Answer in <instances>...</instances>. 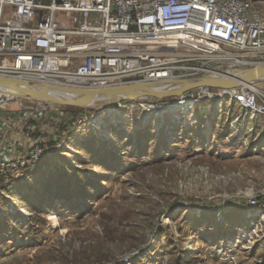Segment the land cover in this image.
Instances as JSON below:
<instances>
[{
    "label": "rangeland",
    "instance_id": "1",
    "mask_svg": "<svg viewBox=\"0 0 264 264\" xmlns=\"http://www.w3.org/2000/svg\"><path fill=\"white\" fill-rule=\"evenodd\" d=\"M17 101L47 146L0 179V264H264V223L246 218L264 189L259 119L209 98L160 115L142 99L102 115Z\"/></svg>",
    "mask_w": 264,
    "mask_h": 264
},
{
    "label": "built area",
    "instance_id": "2",
    "mask_svg": "<svg viewBox=\"0 0 264 264\" xmlns=\"http://www.w3.org/2000/svg\"><path fill=\"white\" fill-rule=\"evenodd\" d=\"M48 1L0 0L1 77L81 90L138 83L174 89L176 83L229 78L264 66V16L251 0ZM263 85L261 80L229 91L197 89L157 105L142 99L140 106L160 115L171 108L184 111L179 104L185 101L196 106L209 98L220 109L227 100L240 109L236 121L264 123ZM18 98L0 92V179L24 172L46 151L45 135L35 138L37 126L21 115ZM19 132L21 144L12 137ZM247 206L258 212L247 213L249 221L256 218L250 227L263 224L264 189L251 194Z\"/></svg>",
    "mask_w": 264,
    "mask_h": 264
},
{
    "label": "water",
    "instance_id": "3",
    "mask_svg": "<svg viewBox=\"0 0 264 264\" xmlns=\"http://www.w3.org/2000/svg\"><path fill=\"white\" fill-rule=\"evenodd\" d=\"M239 77L232 78H200L175 84L174 89H165L159 84H126L103 89L81 90L66 87L34 86L21 81L0 76L1 92L15 97L36 102L57 104L79 108H93L97 105H115L117 103L136 102L152 98L157 101L180 98L188 92L197 89L229 91L242 85H248L264 80V66L238 70ZM49 88H56L66 94V99H59L49 94Z\"/></svg>",
    "mask_w": 264,
    "mask_h": 264
},
{
    "label": "bare ground",
    "instance_id": "4",
    "mask_svg": "<svg viewBox=\"0 0 264 264\" xmlns=\"http://www.w3.org/2000/svg\"><path fill=\"white\" fill-rule=\"evenodd\" d=\"M233 77L232 78H234V77H236V78H238L239 77V74L238 73H232L231 74ZM49 91V94H51L52 96H54V97H56V98H59V99H66L67 97H69V96H67L66 94H64V93H62V92H60L58 89H56V88H49L48 89ZM0 92H1V90H0ZM9 94V93H8ZM196 103H199V102H196ZM17 102H15L14 103V106L15 107H17ZM178 105V104H177ZM179 105H184V108H182L184 111H185V107H188V106H193L194 104H193V101L191 100V101H185V102H182L181 104H179ZM112 106V105H111ZM180 107V106H179ZM103 108H101L100 110V112H101V115L102 114H104L105 112H116L117 110H115L114 109V106H112V107H110V109H107V111H106V109L105 110H102ZM172 110L174 109V108H171ZM175 110V109H174ZM171 111V110H170ZM176 111V110H175ZM178 111V110H177ZM180 111V110H179ZM147 112V111H146ZM96 118V117H95Z\"/></svg>",
    "mask_w": 264,
    "mask_h": 264
},
{
    "label": "crops",
    "instance_id": "5",
    "mask_svg": "<svg viewBox=\"0 0 264 264\" xmlns=\"http://www.w3.org/2000/svg\"><path fill=\"white\" fill-rule=\"evenodd\" d=\"M252 1V0H251ZM24 136V133L23 132H19L18 134H13L12 137H13V140L15 143H19L21 144L22 142V137Z\"/></svg>",
    "mask_w": 264,
    "mask_h": 264
},
{
    "label": "trees",
    "instance_id": "6",
    "mask_svg": "<svg viewBox=\"0 0 264 264\" xmlns=\"http://www.w3.org/2000/svg\"><path fill=\"white\" fill-rule=\"evenodd\" d=\"M44 1H47V0H44ZM70 108H71V109H73V108H74V109H77L76 107H70Z\"/></svg>",
    "mask_w": 264,
    "mask_h": 264
}]
</instances>
